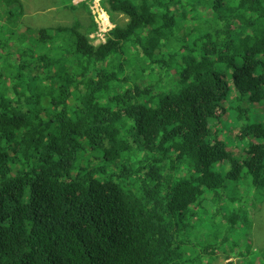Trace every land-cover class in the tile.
I'll use <instances>...</instances> for the list:
<instances>
[{"label":"trees","instance_id":"trees-1","mask_svg":"<svg viewBox=\"0 0 264 264\" xmlns=\"http://www.w3.org/2000/svg\"><path fill=\"white\" fill-rule=\"evenodd\" d=\"M28 1L0 0V264H186L177 225L193 206L248 231L236 203L239 181L264 189V116L248 107L264 103V0H196L194 14L177 12L188 0H102L126 19L97 47L85 3L62 0L69 24L33 29ZM132 44L141 73L157 68L145 87L121 78ZM165 75L176 86L154 90ZM227 111L243 162L217 128ZM247 251L264 264V243Z\"/></svg>","mask_w":264,"mask_h":264},{"label":"rangeland","instance_id":"rangeland-1","mask_svg":"<svg viewBox=\"0 0 264 264\" xmlns=\"http://www.w3.org/2000/svg\"><path fill=\"white\" fill-rule=\"evenodd\" d=\"M102 0H73V4L77 5L79 3H85L89 9L91 10V18L93 23L99 27L100 32L98 30H94L90 35V41L94 43V45L98 46L101 42L102 37L104 39L107 38L106 29L110 27V29H114L117 23H122L126 19L124 15L114 14L116 16V20L113 21L112 15L110 16L102 6ZM188 8L178 7L177 12L191 11L192 13H196L202 10V7L198 4L196 0H188ZM62 4V0H30L26 5V21L32 24L35 28H47L54 26H67L70 22V18L73 17L72 12L70 10L60 11V6ZM81 5V4H79ZM94 5H97L96 9L93 8ZM102 10V12L100 11ZM79 16H83V13L77 11ZM86 16V13H85ZM89 18V22H90ZM25 30L24 25H20L18 28V33H23ZM105 31V32H103ZM148 33V32H147ZM145 35L142 34L141 38ZM35 37H38V34H34ZM129 54L124 56V59H128L129 65L124 66V73L121 76H126L130 80V84L138 85L139 87H145L148 84V81L144 78L146 75H154L156 80L157 68L152 66L151 69H147L146 73H141L142 68H139L136 65V59L141 57V50L139 46L132 44L127 47ZM123 59V60H124ZM240 61L237 60V64L239 65ZM155 71V72H153ZM168 75H165L164 78L159 79L158 83H154L151 85L156 91H167L173 89L176 86V82L173 81L169 83ZM126 85H128L126 83ZM227 103V102H226ZM250 107V117L253 122L262 124L260 117L264 116V103L259 105H251ZM228 117L229 111L225 112L223 116L218 121V131L221 132V139L226 142L227 149L233 153V155L240 162H243L246 159V149L247 146L244 142L237 140L236 134L238 132V126H233L229 130L228 128ZM230 126V125H229ZM252 142H256L255 139L251 140ZM229 183V182H227ZM239 192L238 195H242V201L240 204L236 203L237 208L241 207L248 216V220L250 222L249 230L244 231L246 228H242L240 224L233 226L232 229H229L225 223V225H220L222 218L217 217L215 220L210 219V215L207 214V208L202 207L199 209V213L197 218L198 222L193 221V224H196L194 227H191L190 221H186V228L183 231V237H189V244H191V248L189 249L187 255H190L191 258H194V261L191 260L188 264H245L243 261H247V264H253L252 260L250 261V256H246L245 260L241 257L240 254L248 253L247 251V243L249 241H255L256 244L261 245L264 243V189L255 188L251 185L250 179L245 181L244 188L241 186L242 183L238 182ZM233 189L228 188L227 194H232ZM227 206V202H224ZM214 211V209H213ZM221 216V214H218ZM223 217V216H221ZM196 234V239H191L192 234ZM228 238L230 242L228 245H224L222 239ZM209 244L211 245V249L209 254L204 255L200 260H196V256L198 250L200 248V244ZM233 243V246L231 245Z\"/></svg>","mask_w":264,"mask_h":264},{"label":"clouds","instance_id":"clouds-1","mask_svg":"<svg viewBox=\"0 0 264 264\" xmlns=\"http://www.w3.org/2000/svg\"><path fill=\"white\" fill-rule=\"evenodd\" d=\"M96 30H98V28L96 29ZM113 30L112 29H110L107 33H106V35L105 36H107V38L106 39H101V42L99 43V45H103V44H105L107 41H108V38L110 37V33L112 32ZM90 43L93 45V46H95V47H97L96 45H94V43L93 42H91L90 41ZM98 45V46H99ZM127 47L128 46H126V49H127ZM126 77V76H125ZM128 78V77H127ZM170 78V77H169ZM129 79V78H128ZM174 93V92H173ZM224 105H226V103L224 104ZM200 208H202V205H201V207H199V206H193V207H189V209H187V210H185V213L189 216V218H188V220L187 221H190V224H191V227H194L196 224H193L192 222L193 221H196V222H198L199 221V219L197 218V215H198V213H199V209ZM186 226V224H185V222L184 221H181L178 225H177V227H184V229H183V231L185 230V227ZM183 233H182V238L180 239V242L182 243V244H185L186 246H187V250H186V255H187V253H188V251H189V249H190V247H191V244H188L189 243V241H188V239H187V237L185 238V237H183ZM187 258H188V261H186V262H184V263H186V264H188V263H190V260H191V256L190 255H187Z\"/></svg>","mask_w":264,"mask_h":264},{"label":"built area","instance_id":"built-area-1","mask_svg":"<svg viewBox=\"0 0 264 264\" xmlns=\"http://www.w3.org/2000/svg\"><path fill=\"white\" fill-rule=\"evenodd\" d=\"M97 7H99V6H97V5H94V7L93 8H97ZM92 10V9H91ZM100 11L102 12V10L100 9ZM110 30V27H107V29H106V31L108 32ZM98 32H100V30H99V27H98ZM103 32H105V31H103ZM104 37H102V38H100V39H103Z\"/></svg>","mask_w":264,"mask_h":264}]
</instances>
